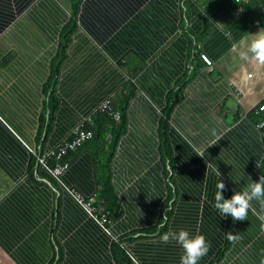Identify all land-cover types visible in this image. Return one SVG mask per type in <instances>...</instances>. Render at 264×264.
I'll return each instance as SVG.
<instances>
[{
    "label": "crops",
    "instance_id": "0c3cea01",
    "mask_svg": "<svg viewBox=\"0 0 264 264\" xmlns=\"http://www.w3.org/2000/svg\"><path fill=\"white\" fill-rule=\"evenodd\" d=\"M207 2L83 0L49 118L45 86L72 3L0 0V264H127L116 245L131 264H180L183 249L160 240L180 229L209 242L198 264H264V201L252 200L243 221L213 207L218 183L230 199L264 175V135L248 116L264 101V64L248 50L264 27L238 8L210 15ZM195 48L212 67L195 71L172 112L169 164L161 110ZM127 81L138 92L110 163L122 215L103 226L45 181L31 149L58 147ZM68 163L64 183L96 199L92 150L84 144Z\"/></svg>",
    "mask_w": 264,
    "mask_h": 264
},
{
    "label": "trees",
    "instance_id": "16d2710c",
    "mask_svg": "<svg viewBox=\"0 0 264 264\" xmlns=\"http://www.w3.org/2000/svg\"><path fill=\"white\" fill-rule=\"evenodd\" d=\"M83 0H70L72 3V14L70 21L65 25L62 33H61V40H60V47L59 50L51 62V75L48 79V82L45 86V92L48 98L47 104V113L48 117L51 118L53 111L56 109L58 105V99L55 96V89L57 84V78L59 75V70L61 64L66 58V51L68 46L71 43L72 35L77 29L78 26V14H79V7ZM206 8L210 15L216 14L220 10H227L231 11L234 9H239L245 11L252 19L256 21V23L262 24L264 27V0H207ZM85 17H88V13H84ZM192 59H191V71H189L185 80L181 81L180 84L176 87V89L167 95L166 105L161 110V119H160V135L162 139L161 151L162 156L167 160L169 164H172V156L169 150V146L167 141L165 140L164 131L170 126V118L172 112L174 111L175 107L184 100L185 94L184 89L186 85L191 82L195 77V71L204 69V68H211L212 65L208 64L202 55H206L210 60V57L205 54L201 53L200 51L194 49ZM198 51V52H197ZM123 66V65H121ZM138 89L137 87L127 81L117 92L115 95L111 96L110 99L112 100V107L119 112L118 116L110 117L107 113L97 110L90 115L91 121H87L85 123V129L90 130L93 132V137L91 139L86 140L82 146L88 145V148L92 150L94 159L100 164V178L99 184L100 188L97 193V198L93 199L94 204L99 208L100 213H105L109 217L111 224L113 221L119 219L122 215L121 205L117 198V195L114 192L112 182H111V173H110V163L115 154L118 142L120 137L125 133L126 126H127V119H126V108L128 107L132 98L137 94ZM264 102V101H263ZM262 103L257 107H261ZM256 108V107H255ZM254 108V109H255ZM262 111V118H264V108ZM250 118L254 119L259 125L261 121L260 116H256L253 110L248 115ZM261 131L264 135V127L261 128ZM72 133V131H71ZM70 135L65 140H70ZM64 140V141H65ZM62 144V143H61ZM41 146V145H40ZM79 147L74 152H69L65 154L62 158L63 162H69L73 156L81 150ZM41 151L40 147H36ZM55 164L54 159H50L48 166L52 167ZM33 165L36 167H40L37 156L33 155ZM44 177L48 178L47 175ZM171 179V177H170ZM86 197V196H85ZM89 199V197H86ZM168 203V202H167ZM167 207V206H166ZM167 214V211H166ZM160 229H150L147 233H154L156 231L161 232ZM227 236H231L229 232ZM115 248L117 251L121 252L122 255V263L131 264V259L125 255L123 251L116 245Z\"/></svg>",
    "mask_w": 264,
    "mask_h": 264
},
{
    "label": "clouds",
    "instance_id": "9594fccd",
    "mask_svg": "<svg viewBox=\"0 0 264 264\" xmlns=\"http://www.w3.org/2000/svg\"><path fill=\"white\" fill-rule=\"evenodd\" d=\"M248 50L253 54L256 61L264 64V33L259 34L252 41ZM214 171L216 170L214 169ZM217 175H220L218 171ZM223 188V183L217 184L213 204V207L218 210L222 217L230 216L233 220L243 221L252 200L264 201V175H261L258 181L251 183L243 191L235 192L230 199L223 197L221 193ZM261 219H264V216ZM229 239H233V237L229 236ZM160 240L162 243L173 241L183 249L180 264H198V261L207 254L210 247L203 235L192 236L185 229L169 230L161 235Z\"/></svg>",
    "mask_w": 264,
    "mask_h": 264
},
{
    "label": "built area",
    "instance_id": "2783aa9c",
    "mask_svg": "<svg viewBox=\"0 0 264 264\" xmlns=\"http://www.w3.org/2000/svg\"><path fill=\"white\" fill-rule=\"evenodd\" d=\"M204 60L210 64V61L206 55H202ZM264 108V102L261 107H256L253 112L256 116L261 117L259 128L264 127V118H262V109ZM102 112L107 113L110 117L118 116L119 112L112 107V100L108 98L98 108ZM91 121V116L84 118L81 123L72 130L70 140H65L62 144L53 150L47 152H39V149H31L33 155L37 156L38 163L41 167L45 168L49 173V178L45 179L52 188L59 194L60 190L58 186L63 189L69 196H71L76 203H78L87 213V215L96 221L98 224L105 226L110 223L109 217L105 213H100L99 208L94 204L93 199H87L81 192L73 187L66 185L63 181L64 174L69 169V163L63 162L62 158L69 152L76 151L82 144L93 137V132L85 129V123ZM54 159L55 164L52 167L48 166L49 160ZM53 183L56 184L53 185Z\"/></svg>",
    "mask_w": 264,
    "mask_h": 264
}]
</instances>
